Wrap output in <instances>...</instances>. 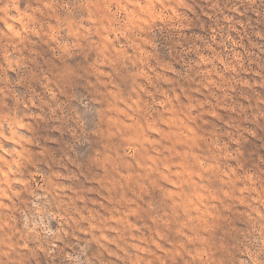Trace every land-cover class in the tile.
Returning a JSON list of instances; mask_svg holds the SVG:
<instances>
[{"label": "rangeland", "instance_id": "rangeland-1", "mask_svg": "<svg viewBox=\"0 0 264 264\" xmlns=\"http://www.w3.org/2000/svg\"><path fill=\"white\" fill-rule=\"evenodd\" d=\"M0 264H264V0H0Z\"/></svg>", "mask_w": 264, "mask_h": 264}]
</instances>
